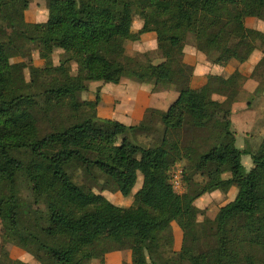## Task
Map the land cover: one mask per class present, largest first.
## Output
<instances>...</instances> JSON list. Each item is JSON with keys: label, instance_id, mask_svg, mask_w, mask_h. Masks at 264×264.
I'll return each instance as SVG.
<instances>
[{"label": "trees", "instance_id": "trees-1", "mask_svg": "<svg viewBox=\"0 0 264 264\" xmlns=\"http://www.w3.org/2000/svg\"><path fill=\"white\" fill-rule=\"evenodd\" d=\"M11 1L0 0V29L9 25L21 42L50 55L62 50L67 58L57 66L33 69L27 82L8 57L16 46L0 34V223L10 243L32 253L38 264H90L105 241L114 251H131V264H196V258L201 264H264V140L253 152L240 150L231 125L212 118L213 110L228 108L237 97L235 85L210 76L205 94L187 87L167 111L153 110L151 121L131 126L89 117L86 108L100 97L80 99L91 82L131 79L151 86H188L182 77L188 36L213 65L225 56L240 64L248 61L261 51L256 42H264V33L246 29L238 37L236 29L254 8L264 10V0H113L114 6L108 0H46L44 23H27L23 11L9 10ZM135 16L143 22L139 35L154 33L168 42L160 63L117 53L115 42L128 40ZM71 62L77 66L75 75L69 73ZM236 79H241L239 73ZM51 80L55 86L48 88ZM213 94L229 101H214ZM36 96L60 114L67 109L61 125L50 126ZM183 130L201 136L189 145L177 138L178 147L167 142V133L178 137ZM152 134L151 143L138 142ZM243 155L251 158L249 171ZM74 161L87 175L112 180L123 198L132 195L141 176L132 205L117 206L77 185L70 173ZM181 161L186 162L185 191L179 194L170 174ZM19 180L44 201L45 227L36 224L18 232L23 215ZM234 185L235 198L214 218L212 242L200 233L202 213L194 203L215 191L226 195ZM172 223L182 232V244L167 257L162 235Z\"/></svg>", "mask_w": 264, "mask_h": 264}, {"label": "crops", "instance_id": "crops-1", "mask_svg": "<svg viewBox=\"0 0 264 264\" xmlns=\"http://www.w3.org/2000/svg\"><path fill=\"white\" fill-rule=\"evenodd\" d=\"M8 7L10 11H13L11 3ZM140 29L141 27H138V30ZM133 32L132 28L130 37L125 43L131 41ZM140 38L142 46L138 52L156 50L162 42L156 38L154 33L143 34ZM127 46L123 51L131 56L132 52L127 50ZM262 56L263 53L256 50L248 61L242 64L229 56H225L219 65H213L195 48L188 49L186 47L182 77L188 81V86L176 84L151 86L139 84L131 79H123L118 84L91 82L88 90L80 94V99L92 102L96 100L97 96L100 97L97 105L86 108L89 117L116 120L131 126L140 122L151 121L153 110L167 111L178 98L180 92L187 87L198 94H205L208 90V78L210 76L221 77L237 87V97L228 108H217L216 113L213 110L212 118L223 123H229L231 131L234 132L236 146L240 150L253 152L264 140V69L257 65ZM236 73L241 76V82L236 79ZM232 74L235 75V78L231 76ZM212 99L220 103L229 101L224 94H213ZM242 164L246 171L253 167L252 162L250 163L248 159L245 162L242 160ZM141 184L142 177L139 176L131 199L125 208L132 205L133 195L140 189ZM237 191L238 186L234 185L226 194L230 198L229 202L235 198ZM217 194L221 196L222 193L215 191L205 195L216 196ZM162 236L164 252L173 253L180 250L182 232L176 223H172L171 230L164 232ZM101 261L104 264H131L132 253L129 250L114 251L112 244L105 241L103 251L97 253L90 264H101ZM30 264L38 263L32 259Z\"/></svg>", "mask_w": 264, "mask_h": 264}, {"label": "rangeland", "instance_id": "rangeland-1", "mask_svg": "<svg viewBox=\"0 0 264 264\" xmlns=\"http://www.w3.org/2000/svg\"><path fill=\"white\" fill-rule=\"evenodd\" d=\"M28 7L26 9L23 8V0H12L11 8L13 11H23L24 19L27 23H44L47 20L48 11H47V1L46 0H27ZM108 3L114 6L113 0H108ZM142 19L139 16H135L132 24L133 35L131 41L129 43H125L124 40L117 39L115 44L117 48V53L126 57H137L139 59L145 60L146 58L151 60L154 64L160 63L163 58L162 50L168 49L169 44L166 40H162L160 42V46L156 50L138 52L142 46L141 38L139 35L138 27H142ZM251 29L255 31H263L264 33V10L256 7L254 8L252 16L246 18L242 24L237 26L236 35L238 37H243L245 35V30ZM0 34L2 37L7 39L12 43V45L16 46L12 49L9 54L10 62L17 67V69L21 70L24 74V77L27 82L30 81V73L33 69L44 68L48 63L52 66H57L59 63L67 58V55L59 49L53 51L50 55L46 52H42L37 50L36 47L29 43H23L20 39L17 38L15 31L9 25H3L0 29ZM148 41V40H147ZM150 42V41H148ZM257 47L264 53V42L258 40L256 42ZM128 45V46H127ZM129 52H132V55L126 54L123 49H126ZM185 46L188 49L196 48L194 39L191 36H188L186 39ZM142 55H147L143 57ZM258 59V58H257ZM234 60V59H233ZM257 63V62H256ZM258 67H263L264 69V56L261 57V60L258 62ZM257 67V66H256ZM69 73L75 75L77 66L75 63L71 62L68 64ZM56 75L55 73L52 76ZM51 76V77H52ZM232 77L235 78V75L232 74ZM230 76V77H231ZM240 82L241 80L238 79ZM55 86V83L48 81L47 87L52 88ZM35 101L39 106L43 107L44 114L47 116L48 122L51 127H57L63 123L64 116L61 115H69L67 109L63 111V114H60L58 109L54 106V104H47L44 102V99L41 96H36ZM215 109V108H214ZM216 113V109L214 110ZM87 115V112H85ZM214 113V114H215ZM92 114V113H91ZM47 127V125L43 126ZM201 133L194 131L183 130L179 133V136H174L173 133L169 132L166 134L167 142L174 146L178 147L177 138L181 141L183 145H189L194 140H199ZM155 135L142 136L140 139L138 138L139 143L149 144L153 141ZM133 142H137L132 139ZM202 146V145H201ZM204 149V148H203ZM248 159L251 163L250 156H242V160L244 162ZM186 166L185 161H181L176 163L171 171H180L183 173V168ZM70 173L72 180L79 186H83L86 189L93 191L96 194H103L108 197L112 203L118 206L125 207L128 203L131 196L127 198H123L121 194L118 192L114 182L112 180H107L105 176L101 174H96V177L93 178L87 175L80 166L78 161H74L70 167ZM197 181H201L202 179L197 176L195 178ZM185 191V187L182 184L180 189L175 190L176 193L182 194ZM18 194L21 199L22 205V219L18 225V232H22L27 228H30L33 225L39 224L42 227H45L43 224L41 217L46 212L44 201L40 198H37L31 190L27 189L22 180H19ZM202 196L195 201V206L201 210V215L198 217V221L201 223V234L204 237H210L215 241V230L216 225L214 222V218L219 210V208L225 204H227L230 200L226 195L219 196ZM202 240V239H201ZM204 240L202 241V244ZM166 253V252H165ZM168 254L167 257L171 256V253ZM170 254V255H169ZM6 259H9L6 260ZM33 259V254L28 252L27 250H23L19 247L14 246L10 241L5 237L4 232L2 230V226L0 223V262L8 261L7 264H18V262H22L25 264H30ZM34 260V259H33ZM4 262V263H5ZM10 262V263H9ZM3 263V264H4ZM196 264H201L198 258L195 259Z\"/></svg>", "mask_w": 264, "mask_h": 264}, {"label": "built area", "instance_id": "built-area-1", "mask_svg": "<svg viewBox=\"0 0 264 264\" xmlns=\"http://www.w3.org/2000/svg\"><path fill=\"white\" fill-rule=\"evenodd\" d=\"M170 183L174 190L180 189L182 185V173L180 171H171Z\"/></svg>", "mask_w": 264, "mask_h": 264}]
</instances>
